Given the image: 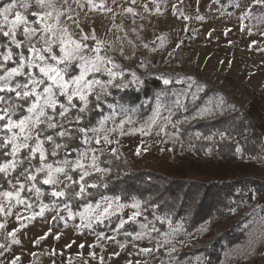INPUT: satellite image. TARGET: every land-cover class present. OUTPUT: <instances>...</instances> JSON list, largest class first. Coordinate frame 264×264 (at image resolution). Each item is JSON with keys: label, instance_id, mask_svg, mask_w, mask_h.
<instances>
[{"label": "rangeland", "instance_id": "rangeland-1", "mask_svg": "<svg viewBox=\"0 0 264 264\" xmlns=\"http://www.w3.org/2000/svg\"><path fill=\"white\" fill-rule=\"evenodd\" d=\"M10 2L12 0H5L1 7ZM23 2L17 0L13 12H23L37 32L28 38L22 34V28L17 31L16 38L21 46L16 54L23 53L24 74L14 76L10 83L15 87L29 83L32 77L43 80L44 84L38 88L43 97L39 103L44 105L47 94L43 89L49 85L53 87L56 101L55 108L44 106L46 115L39 116L38 125L30 123L33 139L29 144L35 145V135L39 132L45 141L46 158L53 152L56 156L61 147L66 146L65 136H60V132L70 134L66 131L74 127L72 123L83 121V114H88L91 109L100 113L96 123L82 129V147L76 156L66 154L55 158V163H44L51 164L54 169H63L54 174L58 183H43L45 172L37 175L40 182L0 183V192H14L23 184L21 198L26 201L16 203L15 199L9 201L0 196V207L3 208L0 211V225H3L0 227V264H203L202 254L183 257L181 252L205 244L212 233L230 229L236 223L245 229V238L227 247L217 264H264V206L250 219L240 214L216 224L206 222L198 229L188 231L181 223L169 221L162 227L156 218L143 211L139 202L126 203L118 197L88 203L78 210L56 206L45 199L47 193L58 191L63 183H73V170H80V180L86 176L85 172H104L97 168L106 171L103 158L122 159L136 170L144 166L157 169L177 160L184 147L176 123L222 112L223 108L216 105L222 94L244 108H248L255 98L264 107V0H50L52 6L45 8L38 7L35 0H29L32 6L28 9L20 6ZM33 12L51 15L41 21L40 17L32 15ZM12 18L10 15L9 19ZM45 24L51 26V31H44ZM0 26L5 31L9 27L2 24V18ZM61 40L68 50L75 47L70 41L78 42L81 45L79 54L89 61L97 60V57L103 59L101 71L91 72L86 77L89 81L99 82L93 83L86 105L78 96L69 102L67 95H62L59 87L38 68L28 66L34 62L63 69L64 80L70 83L71 92L75 88L71 81L80 75L84 61L72 59L60 63L64 56L60 50ZM12 45L16 47L11 43L3 54ZM24 46L26 53L22 50ZM49 47L51 52L47 51ZM33 48L37 51L33 52ZM12 52L9 61L14 63L9 67L2 55L0 76L20 66L21 57L16 61L13 49ZM41 55L46 58L44 61L39 59ZM148 77L159 78L165 88L136 105L122 101V92L139 91ZM165 80L169 83L165 84ZM207 85L218 89L221 93L218 99H205L187 114ZM0 97L3 98L0 115L7 110L5 119L0 120V133L8 143L16 133L21 142L18 128L9 131L3 125L9 116L16 121L26 117L35 121L39 108L36 112L28 109L37 102L36 97L32 96L33 100L23 114H18L17 103H11L12 98L17 97L15 92L5 89L0 91ZM61 105L68 109L64 116L60 115L64 111ZM82 108L84 111H80ZM73 109L76 114L67 119ZM177 112L185 114L176 118ZM49 122L57 127L49 128ZM48 136L53 138L52 141L46 139ZM56 144L61 147L56 148ZM138 148L139 155L136 154ZM77 162L83 167H77ZM10 171L12 169L5 174ZM255 175L264 179V163ZM137 203L138 207H133ZM109 204L111 208L105 214L104 209ZM134 213L139 214L133 218ZM128 222H133L135 228L125 229ZM110 223L115 227H108Z\"/></svg>", "mask_w": 264, "mask_h": 264}, {"label": "trees", "instance_id": "trees-1", "mask_svg": "<svg viewBox=\"0 0 264 264\" xmlns=\"http://www.w3.org/2000/svg\"><path fill=\"white\" fill-rule=\"evenodd\" d=\"M4 2L5 0H0V7ZM8 45H11L9 38L0 32V61ZM11 48L18 61V48L13 45ZM22 50L27 52L25 46ZM13 63L8 61L7 67ZM164 88L165 85L159 78L148 77L143 80L139 91H124L121 99L136 105L143 98L152 97L155 91ZM219 94L221 93L217 88L207 85L187 114L205 99H218ZM32 100V97H13L11 103H17L20 108L18 114H23ZM216 105L221 106L223 111L212 117L176 123V131L184 151L168 165L157 169L144 166L136 170L122 159L103 158L102 165L107 168L106 171L91 173L81 181L80 170H73V183H63L58 187V191L66 194L57 197L47 193L45 199L53 205L78 210L88 203L118 197L126 203L139 202L143 211L149 217L156 218L162 227L169 221L172 224L181 223L188 231H194L206 222L216 224L240 214L250 219L264 206V179L255 175L259 166L264 163V107L255 98L250 101L248 108H244L225 94L216 101ZM99 113L97 109H91L88 114H83V121L73 122L74 127L66 131L70 134L64 135L66 146L61 147L56 156L50 153L44 161L40 160L38 153L35 157H30L29 149H22L13 156L11 144L0 133V165L12 159L23 161L17 163L9 173L1 172L0 183L7 185L21 180L28 182L27 176L34 174L42 164L55 163V158H62L66 154L76 156L82 147V129L96 123ZM75 114L76 110H71L67 119ZM184 114L177 112L174 117H182ZM237 149L240 151L237 152ZM36 180L40 182L38 176ZM80 183L85 185V191L77 195ZM92 184L97 186L92 187ZM107 225L115 227L114 223ZM124 227L134 229L135 224L128 222ZM244 230L240 223H236L230 229L212 233L205 244L184 249L181 256L202 254L203 264H217L222 260L227 247L244 240Z\"/></svg>", "mask_w": 264, "mask_h": 264}, {"label": "snow or ice", "instance_id": "snow-or-ice-1", "mask_svg": "<svg viewBox=\"0 0 264 264\" xmlns=\"http://www.w3.org/2000/svg\"><path fill=\"white\" fill-rule=\"evenodd\" d=\"M257 2H260V0H257ZM35 3L38 7L40 8H45V7H51V3L50 0H35ZM23 9H28L30 8L32 5L29 2V0H24L23 3H21L20 5ZM17 8V0H12V2L6 4L3 7H0V18H2V24H7L9 25L8 30L5 31L4 28L2 26H0V32L3 33V35L5 37H9L11 43L15 44L17 48H19L21 46V42L19 40H17L16 38V34L17 31L19 29H23L22 34L25 35L28 38H31L33 35L36 34L37 32V28L32 27L31 26V21L28 19V17L21 11H15L13 12V9ZM129 11H131V9H129ZM12 16L13 18L10 20L9 16ZM33 16H38L40 17V20L43 21L46 18H48L51 14L48 12H45L43 14H41L40 12H33L32 13ZM44 31L48 32L51 31V26L45 24L44 25ZM72 44L75 45L74 49L72 50H68L66 49L63 45H64V41L61 40V52L64 53V56L62 58H60L59 62L60 63H65L66 61H71L72 59H78L80 61H84L83 65H82V71L80 73L79 76H76L72 81L71 84L75 85V88L69 92V87H70V83L66 80H64V70L57 68L53 65L50 64H45V65H40V64H36L34 62L30 63L28 66L29 67H35L39 69L40 73H43L44 76L47 77L48 80L53 82V85L59 87V89L61 90V94L62 95H67V98L69 100V102H71V100L73 99V97L78 96L79 99L81 101H83L85 103V105L88 103L87 100V95L92 91V85L93 83H99L98 81H89L87 80V75L91 72H99L101 71V64L103 63V59L97 57V60L100 61V63L97 62V60H87L83 55H80V50H81V45L78 42L75 41H70ZM33 52H36L37 50L35 48L32 49ZM48 52H51L52 49L51 47H49L47 49ZM97 51H99V49H97ZM3 55V60L4 61H9L12 59L13 57V52L11 48H8L6 54H2ZM21 57V64L19 67L16 68H12L10 70L7 71L6 75L4 76H0V91H4L5 89H7L8 91L11 92H15L16 96L19 98H28V97H32L35 96L37 102L32 104V107H30L28 110L29 112H36V110L39 108V115L37 117V119L35 121H32L30 117H26L24 119H21L19 121L16 120H12L11 117L9 116L7 119V122L3 125L4 128H7L9 131H11L14 128H18L20 131V134L22 136V141L18 142L20 140V137H18L16 135V133H13L12 137L9 138V143L13 144V148H12V155L15 156L17 153L20 152L21 149H27L30 148V157H35L37 153H39V158L41 161H44L46 159V149L44 148V140L40 138V133L37 132L35 135V145L31 146L29 144V141L31 139H33L32 136V132L30 130V123L33 125H38L40 123L39 120V116H44L46 115L45 111H44V106H51L52 108H55L56 106V101L53 99L54 97V92H53V87L52 85L46 86L43 89V93L47 94V97L44 98V105H41L39 103V100L42 97L41 92L38 91V88L41 84H44L43 80H38L35 77H32L29 80V83H25V84H17L15 87L11 86V80L14 76L17 75H23V69H24V64H23V53L19 54ZM39 59L41 61H44L46 58L41 55L39 56ZM52 59H57L56 56H52ZM0 67H3V65H0ZM109 75H113V73L111 72V70H107ZM165 84L169 83L168 80L164 81ZM29 84H31V87H29ZM97 99H99V96L96 97ZM3 98L0 97V100H2ZM62 108H64V111H62L60 113L61 116H64L65 113L68 111L67 108H65L63 105H61ZM4 111V115H0V120H4L5 116L7 115V110H3ZM80 111H84V109H80ZM77 120L80 119V117H76ZM51 120V118H50ZM48 127L49 128H55L57 127V125L55 123L49 122L48 123ZM60 136H64L65 133L64 132H60L59 133ZM46 139L48 141H52V137L48 136L46 137ZM105 140H107V137H105ZM109 143H111V141H109ZM56 148L61 147V145L56 144L55 145ZM115 153V150H113ZM240 150L237 149V152H239ZM53 155H55V152L52 153ZM137 155L140 154V149H137ZM96 157L93 156V161H95ZM17 163H23V161H15L13 160L10 163H5L3 165H0V172L6 173L9 169H15V167L17 166ZM77 167L82 168L83 165L80 164L79 162H77ZM95 166V165H93ZM97 171H105L104 169H100L97 168ZM40 172H45L46 175L43 179V183L45 184H56L58 183L57 179L55 178L54 174L55 173H59V172H63L62 168H53V166L51 164H42V166L40 168L36 169V172L30 173L27 176V179L29 181H35L37 178V175ZM89 173L85 172V175H88ZM68 179H71V177H68ZM84 179V177H81V181ZM92 187H96L97 185L92 184ZM33 187H35L33 185ZM31 190V189H30ZM24 191V185L21 184L20 187L16 190V191H3L0 192V196L2 197H6L9 199V201H11L12 199H15L16 203H25L26 201H24L21 198V193ZM37 193H39V189H36ZM85 191V185L83 183H80V192L77 193V195H80L81 193H83ZM66 193L64 191H55L52 193L53 196H64ZM120 207H123V205H120ZM133 207H138V203L134 204ZM109 208H111V204H109V206L107 208L104 209V213L106 214L109 211ZM0 211H3V208L0 207ZM41 214H43L41 212ZM71 215V213H69ZM139 213H134L133 214V218L138 215ZM122 226V225H121ZM0 227H3V225H0ZM141 227H144V225H142ZM18 231V230H17ZM10 235H15V233H10ZM130 235V234H129ZM57 239H59V237H57ZM14 242H18V241H14ZM0 247H2V245H0ZM81 248L84 247V245H80ZM143 251H149V250H143Z\"/></svg>", "mask_w": 264, "mask_h": 264}]
</instances>
